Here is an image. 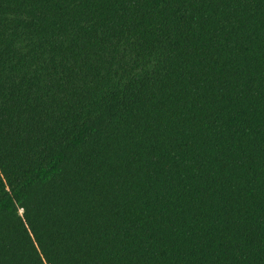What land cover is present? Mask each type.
Returning <instances> with one entry per match:
<instances>
[{"label":"trees","instance_id":"16d2710c","mask_svg":"<svg viewBox=\"0 0 264 264\" xmlns=\"http://www.w3.org/2000/svg\"><path fill=\"white\" fill-rule=\"evenodd\" d=\"M0 264H264V0H0Z\"/></svg>","mask_w":264,"mask_h":264}]
</instances>
